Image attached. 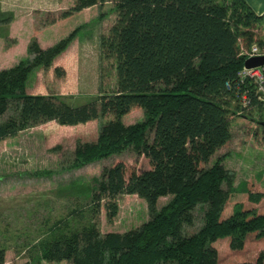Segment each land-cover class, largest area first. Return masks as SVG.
<instances>
[{"label": "trees", "instance_id": "obj_1", "mask_svg": "<svg viewBox=\"0 0 264 264\" xmlns=\"http://www.w3.org/2000/svg\"><path fill=\"white\" fill-rule=\"evenodd\" d=\"M107 2L114 18L98 35V55L100 62L113 61V90L80 105L60 95L26 91L27 79L38 67L63 75L53 61L76 29L46 48L31 38L27 56L0 69V141L50 121L75 126L105 119L95 140H78L68 155L62 154L61 170L125 152L134 160L132 165L120 159L103 165L91 178L86 203L76 198L64 216L26 244L28 259L22 264H233L220 259L219 243L235 252L248 238L262 241V247L253 258L235 264H264V193L236 189L234 172L223 164L227 154L216 155L231 140L233 116L250 120L253 135L264 141V93L238 77L243 52L264 42V14H255L246 0H73L55 16L48 13L39 27ZM103 15L99 12L98 19ZM12 19L0 11V23ZM133 108L141 110L142 118L123 123ZM254 110L257 119L249 117ZM6 112L11 114L3 117ZM139 158L146 162L142 169ZM52 173L41 169L34 175ZM121 195L144 200L148 218L123 232L101 233L95 223L100 209L112 223ZM234 196L242 198L232 202ZM166 197L158 208V200ZM199 206L201 223L188 232ZM4 252L0 247V264Z\"/></svg>", "mask_w": 264, "mask_h": 264}, {"label": "rangeland", "instance_id": "obj_2", "mask_svg": "<svg viewBox=\"0 0 264 264\" xmlns=\"http://www.w3.org/2000/svg\"><path fill=\"white\" fill-rule=\"evenodd\" d=\"M72 1L28 0L24 5L6 2L2 10L0 4V11L13 15L14 11L9 10V7L12 9L25 6L23 12L25 14L28 12L34 21L35 31L32 36L36 35L34 38L39 47H42L39 38L49 39L48 44L52 42V45L70 31L77 30L74 39L53 61L54 66H60L63 69V75L55 77L52 67L46 70L38 67L29 75L26 91L33 94L60 95L72 105H80L87 103L99 93L109 92L115 88L113 61L100 62L98 55V35L106 32L114 15L111 4L107 2L101 7L93 6L79 14L58 20L55 26L49 29L44 26L39 27L46 17L55 16L70 6ZM99 12L104 14L101 19H98ZM48 13L50 15L47 16ZM24 18L23 24L29 26V17ZM37 32L42 34V37L35 34ZM260 36L264 38V23L261 24ZM251 113L249 117L258 118L255 110ZM8 114L11 113L6 112L3 117ZM141 118V110L133 108L122 120L123 123L130 124ZM104 120H92L75 126H60L50 121L26 128L15 137L0 141V247L5 248L3 264H22L27 261L29 249L24 247L26 244H33L34 240L42 236L48 225L64 216L76 198L85 204L91 178L99 174L103 165H110L116 159L122 160L127 165L133 164L131 153L125 152L120 157H110L79 169L61 170L60 166L64 163L62 154L68 155L78 140L81 142L95 140L99 125ZM249 122L250 120L243 119L241 116H233L231 135H238L241 128L245 129V132L254 134V128L248 127ZM56 145L60 146V150H51ZM232 150L233 147L225 146L218 150L216 155L228 154ZM234 156L235 154L231 153V158ZM137 164L142 169L146 162L143 158H139ZM225 166L228 165L225 164ZM41 169L53 170V173L48 177L35 176L34 172ZM250 190H254L253 187H250ZM240 197L242 198V196H234L231 201L234 202ZM167 200L168 197L159 199L157 207L159 208ZM116 201L118 212L112 223H107L103 208L97 215L95 223L101 233L123 232L138 226L148 218L147 206L144 200L137 196L121 195ZM202 214V206L197 207L194 211L195 223L188 232L197 230ZM46 222L47 224L44 225L43 223ZM218 247L220 259L235 264L246 258H253L258 248L262 247V241H253L252 238H248L244 247L235 252H231L224 241L220 242ZM37 264L67 263L39 261Z\"/></svg>", "mask_w": 264, "mask_h": 264}, {"label": "crops", "instance_id": "obj_3", "mask_svg": "<svg viewBox=\"0 0 264 264\" xmlns=\"http://www.w3.org/2000/svg\"><path fill=\"white\" fill-rule=\"evenodd\" d=\"M0 1L1 10L2 7L7 4L6 2L10 4H13L12 2H15L16 4L20 5H24L28 2V0ZM246 2L252 8L255 14H264V0H246ZM24 7L25 6H22L21 8L16 7L12 9L9 7V10L14 11L13 19L8 24L0 23V69L9 68L16 64L19 59L24 58V56H27V44L31 38L36 36H32L35 31L34 21L30 17L31 15H29L28 12H26V14L25 12H23ZM92 7L93 6L84 8L76 14H79L82 11L84 12L85 10L90 9ZM25 16L29 17V26H25V24H23ZM55 23L44 26V28L47 27L46 29H49L52 26H55ZM262 23H264V18ZM42 31L39 32L41 33ZM39 32L35 34L40 35ZM40 36L42 37V34ZM39 40L40 45L42 47L50 46L52 43L50 41L51 43L48 44L49 39L44 37H42V40L41 38H39ZM250 126L254 128L252 123L248 127ZM241 129L242 130L240 131V133L238 135L232 136L231 140L226 145L233 147V150L227 154L226 158L223 161V164L224 166L225 164L228 165L225 166L226 169L234 172L235 176L233 186L236 189L245 191L246 189L250 190V187H253L254 190L252 191L264 193V141L260 140L249 132H245V129ZM247 136L249 138H247ZM239 139H241V141H238ZM231 153L235 154L233 158H231ZM227 162H229V164H227Z\"/></svg>", "mask_w": 264, "mask_h": 264}, {"label": "built area", "instance_id": "obj_4", "mask_svg": "<svg viewBox=\"0 0 264 264\" xmlns=\"http://www.w3.org/2000/svg\"><path fill=\"white\" fill-rule=\"evenodd\" d=\"M246 59L250 57H264V42L261 44L253 43L247 51H244ZM240 81L249 79L259 93H264V66L245 68L244 66L238 73ZM243 105H246V97H243ZM246 107V106H245Z\"/></svg>", "mask_w": 264, "mask_h": 264}, {"label": "water", "instance_id": "obj_5", "mask_svg": "<svg viewBox=\"0 0 264 264\" xmlns=\"http://www.w3.org/2000/svg\"><path fill=\"white\" fill-rule=\"evenodd\" d=\"M243 66L245 68L264 66V57H250L245 59Z\"/></svg>", "mask_w": 264, "mask_h": 264}]
</instances>
